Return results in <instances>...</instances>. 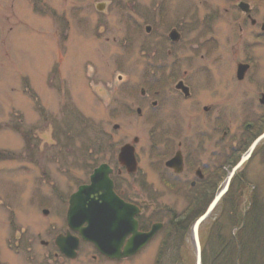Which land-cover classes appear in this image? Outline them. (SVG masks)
Wrapping results in <instances>:
<instances>
[{"label":"rangeland","instance_id":"rangeland-1","mask_svg":"<svg viewBox=\"0 0 264 264\" xmlns=\"http://www.w3.org/2000/svg\"><path fill=\"white\" fill-rule=\"evenodd\" d=\"M190 1L177 0L172 12L185 11ZM193 1L197 6L198 0ZM233 1L206 0L212 9H221L220 17L213 23L223 48L222 60L227 62L218 65V62L212 60V69L214 79L226 97L227 106L223 107L222 112L226 117L222 119L223 132L227 129L231 138L245 131L248 124L250 127L254 125L248 135L251 137L239 145L234 159L230 157V171L239 156L262 134L260 130L264 125V104L260 101L264 94V29H261L264 5L257 8L254 14L258 25L253 26L251 21L246 20L241 29L238 24L233 26V23L242 22V19L235 21L238 17L231 10ZM77 2L0 0V262L5 261L7 264L12 256L20 258L21 264H26L22 257L35 254L36 258H40L47 255L49 247L41 244L45 236H39L38 233L43 229L40 224L51 222L44 218L43 208H49L55 202L46 206L43 198H50L46 202L52 200V183H57V189L62 191L71 185L73 175H81L82 165L94 164L90 154L93 151L96 125L111 119L112 112L110 106L105 105L99 80L109 75L110 67L113 70L114 65L109 63L119 52L105 43L111 32H104V28L99 26L102 35L98 37L96 34L98 15L93 14L89 7L82 10L73 8ZM105 5L107 3L100 0L96 8L103 11ZM198 7L204 8L203 5ZM204 13L208 12H202L201 15ZM242 41L249 45L248 48L245 46V59H252L253 63L245 73L246 76L239 78L236 74L238 63L246 62L239 54H234L233 44L239 48L237 44ZM134 67H137L139 80L141 69L137 64ZM203 96L206 97L201 95V98ZM135 111L128 116L131 123L121 118L128 122L131 133L128 139L132 142L134 137L140 138L137 149L142 152L148 141V127L144 124V118ZM209 114L210 111L206 114L200 109L197 113L181 114V118L185 125L191 126L192 133L194 128L203 131L206 136H212L211 140L215 142L220 136V129L218 125H210L205 120ZM216 115L217 111L212 113V116ZM106 127L113 131L112 124L107 123ZM64 152L66 155L62 158ZM145 158L142 159V167L148 179H161L160 172L148 166L150 159ZM45 169L51 176V183L46 185L43 183ZM226 171L222 172L215 186L208 191L194 190L190 186L183 190L142 191L157 203L156 206H148L144 217L153 220L152 214H155V219L165 223L157 239L148 242L143 251L128 260L92 261L90 257L84 256L73 264H196V248L191 241L192 230H177L176 226L181 225L172 222V218L184 219L189 213V216L204 213L215 197L217 184ZM241 176L245 181L238 184L237 178ZM231 185L232 193L227 203L223 202V198L207 222L201 225L202 260L205 256L206 264H220L216 262V241L229 229L231 215L225 212L227 204L230 207L232 200L238 201L248 209V197L257 187L264 200V142L242 166ZM241 191H244L243 194ZM220 213L222 220L218 221L217 230L221 235L206 237L212 222ZM241 230V227L234 225L230 231L236 234ZM25 231L28 234L23 235ZM29 249L31 254L27 252ZM15 250L22 251L25 256L20 253L16 256Z\"/></svg>","mask_w":264,"mask_h":264},{"label":"flooded vegetation","instance_id":"flooded-vegetation-1","mask_svg":"<svg viewBox=\"0 0 264 264\" xmlns=\"http://www.w3.org/2000/svg\"><path fill=\"white\" fill-rule=\"evenodd\" d=\"M99 1L78 0L73 8L82 10L84 7H89L93 14H97L99 23L95 29L96 34L101 37L103 31L111 32L105 43L118 49L119 53H116L113 61L109 63L114 65L113 70L110 67L109 75L99 80L105 96L103 100H106L105 105L107 107L109 105L112 112L111 119L100 120L101 122L96 125L93 151L90 154L94 164L82 165L81 175L79 177L73 175L70 180L71 185L64 187L62 191L57 189V183H52L54 189L52 200L46 202L50 198H43L46 206H51L52 202H55L52 208H43L44 218L50 219L51 222L40 224L43 229L38 233L39 236L42 234L45 236L41 244L48 246L49 252L40 258H36L35 254L31 257H22L26 264H73L82 260L84 256L90 257L89 260L92 261L128 260V256L123 258L108 256L97 244L85 241L82 229L88 226V222L83 220V215L74 218L70 213L73 196L81 187L91 185V176L101 166L110 171L109 177L113 182L114 191L126 204V212L128 213V204L139 209L136 216L139 231L148 232L155 223L163 224L162 231L165 223L155 219V214L151 213L153 220L144 217L148 206H156L157 203L141 192L183 190L188 186L195 188L194 190L208 191L215 186L222 172L227 170L217 184L218 193L225 186L230 172L228 170L230 157L234 159L239 145H243L244 140L251 137L248 136L252 129L249 124L247 130L231 138L229 131L225 129L223 132L222 129V119L226 118L222 113L223 107L227 106L226 97L221 93L212 69L214 66L212 60L218 62V65L227 62L222 60L223 48L215 33L218 30L213 23L220 17L221 9H212L206 0H198V5H203L204 8L200 9L192 0L185 11L178 13L172 12L177 0H149V2L104 0L107 6L105 5L104 10L100 11L98 7L96 8V3ZM232 3L231 10L238 17L235 21L242 19V22L233 23V26L238 24V27L243 29L246 20L251 21L253 26L258 25L254 14L257 8L264 5V0H234ZM242 3L247 4V8H242L240 6ZM202 12L208 13L201 15ZM99 26L104 28L102 32ZM263 26L264 23L261 24V29H264ZM259 36L260 34L257 37ZM237 45L239 48L233 44L234 54H239V57L244 58L243 61L251 66L253 60L245 59L247 55L245 46L247 45L248 48V43L242 41ZM240 63L238 66L241 65ZM134 64L138 65L139 70L141 69L139 80L138 70ZM201 95L206 97L201 98ZM205 103L209 105H203ZM134 109L138 116L144 118V124L148 127V141L142 152L137 149L140 142L138 136L134 137L132 142L128 139L131 136L128 127V122L131 123V120H128V116ZM200 109L206 114L210 111V116L205 120L210 125L213 123L218 125L220 129V136L215 142L211 140L212 136H206L203 131L199 132L194 128L192 133L191 126L185 125V121L181 118V114L197 113ZM215 111L217 115L212 116ZM121 117L126 118L128 122ZM107 123L113 125V131L106 127ZM128 146L134 149L136 158V168L133 170H131L132 166L127 165V160L120 157L122 149ZM247 150L239 156L238 161ZM65 155L66 152L62 158ZM144 156L145 159H150L148 166L160 172L161 179L156 181L148 179L147 172L142 167ZM50 158L53 159V156ZM43 173L44 185L51 183L48 171L46 172L45 169ZM100 195L101 192H87L82 196L83 199L77 202L87 206ZM81 221H83L82 225ZM160 232L149 243L156 240ZM26 234L28 231L23 233ZM131 236L128 232L123 236L122 252L128 246ZM20 246L17 245L18 248ZM61 247L66 251L64 252ZM15 252L16 256L18 253L24 255L22 251L15 250ZM27 252L32 253L30 249ZM71 252L74 256L66 254ZM14 263L21 264L20 258L12 256L8 264ZM0 264L7 263L1 261Z\"/></svg>","mask_w":264,"mask_h":264},{"label":"water","instance_id":"water-1","mask_svg":"<svg viewBox=\"0 0 264 264\" xmlns=\"http://www.w3.org/2000/svg\"><path fill=\"white\" fill-rule=\"evenodd\" d=\"M242 8H247V4L242 3ZM264 28V26H263ZM249 68L248 64L239 65L238 76L243 78ZM264 102V99L262 100ZM264 139V133L257 138L249 148L248 152L242 157L240 162L233 168L227 177L224 189L218 193L212 201L207 211L201 215L194 223L192 230V241L196 248V264H203L202 260V244L200 240L199 230L201 224L211 215L213 210L219 204L223 195L229 189L232 178L237 174L242 165L251 157L252 153L258 144ZM121 159L127 160V165L132 166L131 170L135 169V154L134 149L130 146L124 147L120 154ZM110 171L103 166L97 169L91 176V185L80 188L71 200L70 213L74 218L80 214L84 216V221L88 222V226L82 229L83 239L97 244L102 248L103 253L111 257L123 258L125 256H134L139 252L148 241L155 236L161 229L162 224H154L150 232H139V223L136 219L139 209L131 204H128L127 211L125 203L116 195L113 182L109 177ZM101 192L97 200H92L84 206L77 201L82 200L85 193ZM127 214V215H126ZM127 219L126 222H124ZM72 220V218H70ZM69 220V221H70ZM83 221H81V225ZM72 226L73 228H75ZM126 230V231H125ZM128 232L132 237L128 240V246L124 252L121 251L124 243V235ZM124 234V235H123ZM65 252L66 249L61 247ZM68 256H74L73 253H66Z\"/></svg>","mask_w":264,"mask_h":264},{"label":"trees","instance_id":"trees-1","mask_svg":"<svg viewBox=\"0 0 264 264\" xmlns=\"http://www.w3.org/2000/svg\"><path fill=\"white\" fill-rule=\"evenodd\" d=\"M260 131H264V125ZM235 163L233 165H235ZM237 179L238 184H243L245 181V178L242 176ZM231 191L232 186L223 202H225L231 195ZM248 198L250 202L248 209H246V206H244L242 202L238 201L232 200L230 207L227 204L225 212L226 214L228 213L229 216L231 215L229 229L222 235V238L219 237L216 241V262L220 264H264V200L262 199L263 197H261L260 188L257 187V189L251 193ZM192 212L195 211L192 210ZM199 213L192 214L190 216L189 214L191 213L187 214L185 217L187 221L185 218H172V222H176V224L181 225L176 226V229L179 231L183 232L184 230L186 231V229L190 230L194 220L203 214ZM221 215L222 214L220 213L215 221L212 222L211 228L209 232H207L206 237L221 235L217 230V227H219L218 221L222 220ZM186 223L188 224L186 225ZM232 225L241 227L242 230L234 234L230 231L233 227ZM183 226H185V228ZM182 238L185 239L183 236ZM238 254H240V258L238 257ZM203 258V262L206 264L207 258L205 256H203ZM236 259L238 262H236Z\"/></svg>","mask_w":264,"mask_h":264}]
</instances>
